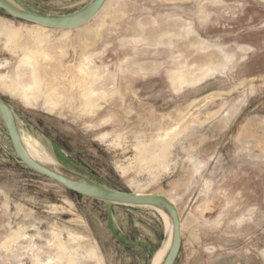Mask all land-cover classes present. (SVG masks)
Instances as JSON below:
<instances>
[{"label":"rangeland","instance_id":"obj_1","mask_svg":"<svg viewBox=\"0 0 264 264\" xmlns=\"http://www.w3.org/2000/svg\"><path fill=\"white\" fill-rule=\"evenodd\" d=\"M23 1L67 14L91 0ZM0 17L34 30L2 9ZM88 24L42 33L55 56L63 39H85L97 92L86 105L78 91L55 107L26 101L22 53L0 41V96L20 130L62 168L173 199L174 264H264V0H112ZM65 50V64L81 60L79 48ZM185 61L187 79L172 85L170 69L184 71ZM42 70L45 83L62 72L70 87L56 63ZM153 210L86 197L27 168L0 115V264H152L167 231Z\"/></svg>","mask_w":264,"mask_h":264},{"label":"bare ground","instance_id":"obj_2","mask_svg":"<svg viewBox=\"0 0 264 264\" xmlns=\"http://www.w3.org/2000/svg\"><path fill=\"white\" fill-rule=\"evenodd\" d=\"M111 1L112 0H107L106 4L104 6H106ZM87 24H85V25H87ZM31 27L34 28V30H32L29 26H24L23 28H20V29L9 28L6 25V23L2 20V18L0 17V41L3 40L4 47L7 51L12 52L14 54H16L18 52L22 53V55L20 56V59H19V63H18L16 68L20 71L22 68H25V69L27 68L29 71V74H30L29 82H27L25 80L26 83L21 82L18 84V89L20 91V95L26 101L27 100L37 101V99L39 97L40 98L43 97L45 99L46 104H49L51 107H55L56 102L54 99H57L59 102V99L62 98V96L64 95V93H66V91L67 92L78 91L80 93L82 101L86 105L88 100L93 95H95L97 92H95V90L92 86L95 79L92 76H90V74H89L90 68L88 67V64L91 65V63H89L91 61L90 60L91 55L88 54V52H85L86 51V45H87L85 39H79V38H72V39L71 38H65V39H63L64 45L60 47L61 48L60 54L55 56V54H53V52L47 48V43H48V38H46L47 36H43V34H42V33H44L43 31H45L47 29H51V28H47V27H44V26H41L38 24H34V23H32ZM80 27H82V26H80ZM80 27H77V28H80ZM54 30H57V29H54ZM61 30H64V32H65V31H69L71 29H61ZM85 31H87V30H85ZM99 32L101 33V31H99ZM81 36H82V34H81ZM86 39H88V38H86ZM59 40H61V39H59ZM93 40H95V39H93ZM66 47H71L74 50V52L76 51V49H78V48L80 49L81 60L78 63H76L74 65H67V64H65V62L58 59V58L63 59L64 57L67 56V52L65 50ZM54 63H56L59 67H61V69H63L65 74L67 73V75L68 74L70 75V79H69L70 82L68 84V85H70V87L68 86V88H66L64 85H62L60 83V81H65L64 74L62 72L60 74L59 73L58 74L52 73V75L48 76V80L45 83L46 79L44 80V76L39 73V69L42 68L43 70L47 71L49 69V67H51V65H53ZM184 66H185L184 67L185 69H183L184 71H182L180 69H176V68L170 69L169 80H170L172 85H174L176 83H179V85H180L187 79L188 64L186 63V61L184 62ZM20 71H18V72H20ZM22 74L24 75V73H22ZM23 75H21V76H23ZM23 78H24V76H23ZM13 79H14V77H13ZM16 81H18V80H16ZM10 86H11V84H10ZM13 87H15V86H13ZM3 88H6V87H3ZM13 89L15 90V88H13ZM116 93H117V91H116ZM16 94H19V92H17ZM98 99H99V97H98ZM104 99H106V98H104ZM62 101H61V103H62ZM96 102H98V101H96ZM92 103H95V102L92 101ZM34 105H35V103H34ZM30 106H32V105H30ZM91 106L92 107H89V108H90L91 113H92V110L94 111V110L99 109L101 105L99 103H96V104H93ZM85 108H86V106H85ZM24 133L21 131V136H22V139L25 143V146H26L27 150L29 151V153L31 154V156L44 165H47V166L54 168L56 170H60L61 166L59 165V163L57 161H55L51 157V155L47 152V150L44 148V146H42V144H40V142L37 139L33 138V136L31 137V136H28L29 134L26 135L27 134L26 132H24ZM138 193H141V192H138ZM168 199L171 200L175 204V201L173 199H171L170 197ZM144 207H150L151 209L152 208L155 209L162 216V218L166 224L165 225L167 228L166 239L164 240L160 250H158V252L156 253V255L153 259V263H152V264H161L166 253H167V251H168V249H169L170 243H171V235H172L171 223H170L168 215L162 209H159V208L153 207V206H144ZM155 210H153V211H155ZM91 254L95 255V251L92 250Z\"/></svg>","mask_w":264,"mask_h":264},{"label":"water","instance_id":"obj_3","mask_svg":"<svg viewBox=\"0 0 264 264\" xmlns=\"http://www.w3.org/2000/svg\"><path fill=\"white\" fill-rule=\"evenodd\" d=\"M107 0H91L67 14H48L34 9L23 0H0V9L14 18L51 29H75L92 21ZM0 115L15 156L27 168L43 175L74 193L108 202L133 206H153L165 211L171 227V243L161 264H174L181 248V220L177 206L163 194L138 193L109 188L67 168L56 170L34 159L27 150L12 106L0 96ZM166 239V237H165Z\"/></svg>","mask_w":264,"mask_h":264}]
</instances>
